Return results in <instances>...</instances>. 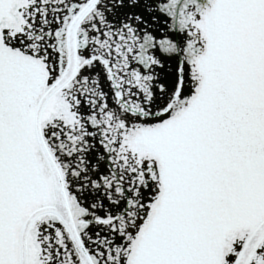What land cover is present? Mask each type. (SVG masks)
<instances>
[{
    "label": "snow or ice",
    "instance_id": "6c2138e0",
    "mask_svg": "<svg viewBox=\"0 0 264 264\" xmlns=\"http://www.w3.org/2000/svg\"><path fill=\"white\" fill-rule=\"evenodd\" d=\"M0 264H264V0H0Z\"/></svg>",
    "mask_w": 264,
    "mask_h": 264
}]
</instances>
